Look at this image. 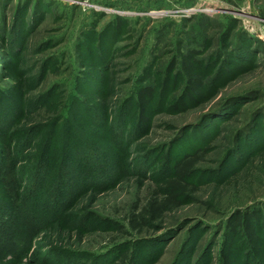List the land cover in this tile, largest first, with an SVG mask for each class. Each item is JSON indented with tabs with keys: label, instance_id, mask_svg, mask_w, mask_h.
<instances>
[{
	"label": "rangeland",
	"instance_id": "374dc122",
	"mask_svg": "<svg viewBox=\"0 0 264 264\" xmlns=\"http://www.w3.org/2000/svg\"><path fill=\"white\" fill-rule=\"evenodd\" d=\"M246 43L248 55L235 53ZM191 52L203 86L190 103ZM144 87L153 100L139 123ZM9 99L24 108L12 130H35L23 173L51 131L55 176L24 209L40 219L30 243L0 264H264V244L229 229L237 213L264 229V0H0V106ZM194 154L179 204L151 219L144 210L165 199L171 166ZM70 168L89 178L73 196ZM138 215L145 224L133 229Z\"/></svg>",
	"mask_w": 264,
	"mask_h": 264
},
{
	"label": "trees",
	"instance_id": "16d2710c",
	"mask_svg": "<svg viewBox=\"0 0 264 264\" xmlns=\"http://www.w3.org/2000/svg\"><path fill=\"white\" fill-rule=\"evenodd\" d=\"M15 37L11 41L14 46L12 50L13 53L16 49H18L19 45V42H17V40L19 41V37ZM250 48L251 45L246 43L240 46V48H238L235 53H238L239 56H244L246 54L248 55ZM194 59L195 58L192 57L191 52L187 55V58L182 61V67L186 71L189 78L186 81L184 92L182 93L181 98L183 101L186 102L187 100L190 103L192 100L194 101V96H198L199 93H201L203 86V82L200 78H192L194 73L192 63L194 62ZM136 97V105L139 114L137 122H139L143 121V116L147 112L148 107L153 100L152 89L149 87H144L139 90ZM9 100L10 102L7 106H0V257H3L5 254H7L9 249L18 241L24 245H28L30 243L29 241L38 228L37 226L40 222V219L37 220V224H35V221H30V213H25L24 209L39 202V197L41 194H43L40 189L41 186H43L44 183L48 184L53 182L51 180L53 179V176H55V172L53 171L54 169L52 170V168L55 167L53 164L55 158H53L51 154V149H53V140L55 138L54 135H51L53 133L50 131L46 137L45 145L42 147L37 157L34 160L32 159L33 162L30 161L31 164H33L31 167L32 169H30L27 173L28 181L26 182V184L29 183V186L27 189L23 188L24 190L22 189L21 191L20 187L25 185V177L27 174L23 173V169L20 167L21 160L19 159V155L33 147V137L35 130L34 128H29L18 132H15V129L12 130L14 124L22 116V111L24 108L21 107L22 105L17 104L15 100ZM89 111L92 112L91 109ZM100 113L101 112L99 110L93 109V114L90 113V115L92 114L91 123H95L96 127L98 126L102 128L103 125H105L104 127L108 130L107 134H109L108 127L111 122L107 121L106 118ZM118 122L121 124L124 123V121L121 122V120H118ZM96 123H98V125ZM112 132H110V136L115 137ZM15 137H20L23 139V141L15 142ZM62 158L63 153L62 157L60 156V160ZM198 161V156L194 154L185 155L177 162L173 163L171 166L173 178L168 180L163 188L166 195L165 199L161 201H150L147 206L148 211L144 210L151 219L160 218L163 213L167 211V209L175 207L179 204L177 199L187 190L188 186L186 180L195 172V166ZM59 163H61V161H59ZM85 163L88 164L87 162ZM106 169H109V167H106ZM72 170L73 168H70L69 172H67V178L72 188H70L71 190L65 189L68 194H71V196H73L75 193L73 186L80 192L81 189L85 187L84 185H81L82 180L87 181L89 179L82 177L81 174L76 176L74 173H72ZM93 171V167H88L85 170V172L93 176V179L90 183H94L96 187H100L103 185L102 183H105L106 175L100 176L99 172ZM61 173L62 171H60L58 174V178H61V176L64 175V173ZM64 183L65 182H59V187H63ZM39 186V192H37L36 189ZM54 188L57 187L54 186ZM56 198L58 201L55 203H60L61 199L59 197H55L54 199ZM21 209L22 211H20ZM40 212V214H45L46 211L41 210ZM237 214L238 215L235 222L229 225L230 231L239 229V227L243 228V233L248 235V237L251 239V242L255 244V249L258 250L259 246L257 245L264 244V238H262V232H264V229H262L260 216L255 217V215H251V218L248 216V214ZM10 218L15 219L13 221H8ZM34 219H37V217L35 216ZM130 223L133 229H139L145 224V218H140L139 215L133 216V219ZM22 227L24 229L23 234L21 232ZM17 237L20 239L16 240ZM225 263H230L227 259V255L225 256Z\"/></svg>",
	"mask_w": 264,
	"mask_h": 264
}]
</instances>
